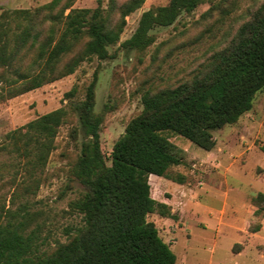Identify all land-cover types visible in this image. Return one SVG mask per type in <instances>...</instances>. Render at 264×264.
Masks as SVG:
<instances>
[{
  "label": "trees",
  "instance_id": "1",
  "mask_svg": "<svg viewBox=\"0 0 264 264\" xmlns=\"http://www.w3.org/2000/svg\"><path fill=\"white\" fill-rule=\"evenodd\" d=\"M77 0H51L30 9H5L0 14V105L73 75L82 63L114 58L110 48L120 43L127 16L146 0H109L106 9L74 8ZM210 1L202 19L220 13L231 16L241 0H169L143 12L135 33L120 43L124 51L144 50L154 42L150 34L172 26L183 13ZM226 36V35H224ZM99 70L84 99L64 105L8 132L0 151L25 161L33 178L55 149L59 129L70 111L79 118L85 138L71 167L83 188L71 209L83 225L52 252L40 251L36 237L26 232L19 211L0 205V264H176L177 257L148 220L151 214L172 217L170 206L157 201L153 185L174 178L170 169L185 163L183 151L169 134L212 151L214 132L235 125L252 110L264 90V3L249 14L225 45L216 48L197 73L172 87L147 89L143 108L127 125L109 155L103 150L101 128L112 107L97 113ZM76 89L65 94L73 100ZM264 153V146L261 147ZM38 187L36 180L27 190ZM252 214L264 219V193L252 198ZM261 225L250 230L258 232Z\"/></svg>",
  "mask_w": 264,
  "mask_h": 264
},
{
  "label": "rangeland",
  "instance_id": "2",
  "mask_svg": "<svg viewBox=\"0 0 264 264\" xmlns=\"http://www.w3.org/2000/svg\"><path fill=\"white\" fill-rule=\"evenodd\" d=\"M50 1L0 0V14L5 9L36 8ZM125 1L118 0V4ZM168 2L146 0L127 16L120 43L135 33L143 12ZM100 3L106 9L109 0H77L74 8L93 10ZM263 3L241 0L234 13L219 22L218 12L202 19L211 7L207 1L192 13H183L172 26L152 30L154 42L146 49L124 51L119 43L110 48L114 58L84 62L73 75L1 104L0 141L39 116L81 102L99 70L95 110L101 113L106 105L112 107L101 128L102 147L109 155L128 123L142 111L144 90L172 87L190 79ZM73 88V100L65 99ZM253 105L237 124L214 132L212 151L168 135L185 156V163L169 171L174 178L182 176L183 182L165 178L152 182L153 196L167 203L173 216L155 213L148 220L170 245L176 264H264V219L250 210L252 198L264 193V90L258 92ZM84 138L78 116L70 111L47 165L33 178L24 160L0 151V205L20 212L18 220L25 221L26 232L36 237L40 251L52 252L83 225L82 215L70 205L83 192L71 167ZM32 179L38 187L29 191L26 186ZM256 225H261L260 231L252 232L250 228Z\"/></svg>",
  "mask_w": 264,
  "mask_h": 264
}]
</instances>
